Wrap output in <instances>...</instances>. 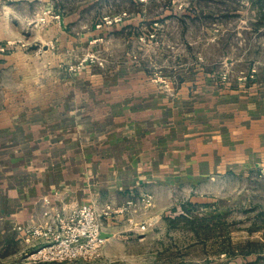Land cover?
Instances as JSON below:
<instances>
[{
    "label": "rangeland",
    "instance_id": "1",
    "mask_svg": "<svg viewBox=\"0 0 264 264\" xmlns=\"http://www.w3.org/2000/svg\"><path fill=\"white\" fill-rule=\"evenodd\" d=\"M5 119L78 181L125 165L79 201L129 205L101 256L61 264H264V0H0Z\"/></svg>",
    "mask_w": 264,
    "mask_h": 264
},
{
    "label": "crops",
    "instance_id": "2",
    "mask_svg": "<svg viewBox=\"0 0 264 264\" xmlns=\"http://www.w3.org/2000/svg\"><path fill=\"white\" fill-rule=\"evenodd\" d=\"M16 124L18 125L19 123L15 120L6 121L5 119L0 121V135L5 136V134L9 133L6 138L0 140V147L3 143L7 147L5 149L0 148V156L4 160L0 167V235L4 234L8 237L7 246L4 247L5 251H2V254L0 253V264L22 263L23 253L28 252L30 249L24 243L25 236L23 232L17 229L16 225L45 222L47 219L45 213L48 209L46 201L48 199L50 200L51 198L50 206L63 207L68 211L77 204L85 203L79 202L81 201V195L85 194L87 189L92 188L91 183L93 181L98 180L106 183L110 171L118 172L125 166L120 160L117 164L109 161L95 163L88 167L87 170L78 172L84 174L83 180L78 181L75 166L72 164L68 165V162L71 163V159L62 160L60 156L57 158L58 155H53V150L49 149L51 143L48 146L44 143L45 138L49 135H44L41 129L39 131V127H43L42 125H37L36 137L32 136L30 142L32 131L28 133V136L23 131V128L19 130V126H15ZM25 130L27 131V127H25ZM31 130H34V128H31ZM21 136H24L25 143L17 144L18 142L15 140L23 141V139H20ZM66 136L67 139L73 138V135L70 134ZM13 141L15 142L14 145L12 144ZM17 157H20V163H14ZM63 161H66L67 165ZM97 165L101 166L99 168L95 167ZM96 170L103 172L104 175L100 174L94 179ZM88 172H92V176ZM138 172L140 171L138 170ZM114 184L117 188L126 187L133 189L140 187L141 183ZM56 191H60L61 199L55 198ZM65 193H67L66 196L63 195ZM1 238L2 236H0ZM38 264H61V262H42Z\"/></svg>",
    "mask_w": 264,
    "mask_h": 264
},
{
    "label": "built area",
    "instance_id": "3",
    "mask_svg": "<svg viewBox=\"0 0 264 264\" xmlns=\"http://www.w3.org/2000/svg\"><path fill=\"white\" fill-rule=\"evenodd\" d=\"M147 206L153 204V195L146 194L142 198ZM130 204L134 200L129 201ZM129 206V205H128ZM128 206L114 208L107 204L103 210L90 202L75 205L68 211L65 208L47 211V219L42 223L18 225V229L26 235L27 242L33 247L25 253L21 264L39 262L92 261L101 256L107 237L106 221L113 212L121 213ZM139 230H147L143 223Z\"/></svg>",
    "mask_w": 264,
    "mask_h": 264
},
{
    "label": "water",
    "instance_id": "4",
    "mask_svg": "<svg viewBox=\"0 0 264 264\" xmlns=\"http://www.w3.org/2000/svg\"><path fill=\"white\" fill-rule=\"evenodd\" d=\"M111 235H112V233H110V232H106V231L103 232V236H104V237H107V238H108V237H110Z\"/></svg>",
    "mask_w": 264,
    "mask_h": 264
}]
</instances>
